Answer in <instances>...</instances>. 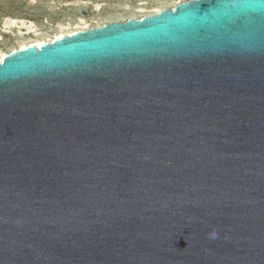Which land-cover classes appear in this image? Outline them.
I'll use <instances>...</instances> for the list:
<instances>
[{"label":"water","instance_id":"water-1","mask_svg":"<svg viewBox=\"0 0 264 264\" xmlns=\"http://www.w3.org/2000/svg\"><path fill=\"white\" fill-rule=\"evenodd\" d=\"M0 264H264V0L5 55Z\"/></svg>","mask_w":264,"mask_h":264},{"label":"rangeland","instance_id":"rangeland-1","mask_svg":"<svg viewBox=\"0 0 264 264\" xmlns=\"http://www.w3.org/2000/svg\"><path fill=\"white\" fill-rule=\"evenodd\" d=\"M184 0H0V62L12 50L108 23L141 19Z\"/></svg>","mask_w":264,"mask_h":264},{"label":"trees","instance_id":"trees-1","mask_svg":"<svg viewBox=\"0 0 264 264\" xmlns=\"http://www.w3.org/2000/svg\"><path fill=\"white\" fill-rule=\"evenodd\" d=\"M186 1H190V0H184V2H186Z\"/></svg>","mask_w":264,"mask_h":264}]
</instances>
